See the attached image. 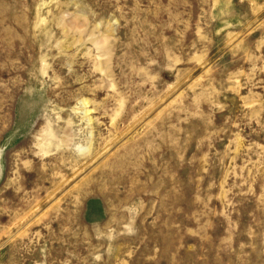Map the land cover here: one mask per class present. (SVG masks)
Listing matches in <instances>:
<instances>
[{
  "label": "rangeland",
  "instance_id": "374dc122",
  "mask_svg": "<svg viewBox=\"0 0 264 264\" xmlns=\"http://www.w3.org/2000/svg\"><path fill=\"white\" fill-rule=\"evenodd\" d=\"M0 264H264V0H0Z\"/></svg>",
  "mask_w": 264,
  "mask_h": 264
}]
</instances>
